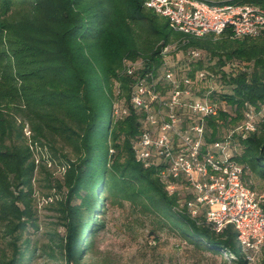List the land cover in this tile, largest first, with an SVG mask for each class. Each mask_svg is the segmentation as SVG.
<instances>
[{
    "label": "trees",
    "instance_id": "trees-1",
    "mask_svg": "<svg viewBox=\"0 0 264 264\" xmlns=\"http://www.w3.org/2000/svg\"><path fill=\"white\" fill-rule=\"evenodd\" d=\"M146 1L0 0V264L39 258L82 264L105 229L111 197L141 202L196 246L227 257L236 250L233 226L216 233L203 215L198 223L178 211V195L168 193L158 166L136 159L142 116L131 104L134 79L125 66L142 60L144 71L158 68L162 49L175 43L172 56L189 49L208 55V64L193 59L186 75L195 79L205 70L229 88L197 90H211L207 95L218 104V114L205 121L207 140L214 141L223 126L244 120L247 105L264 107V31L240 39L229 29L218 37L184 36ZM217 3L264 7V0ZM235 142L234 158L245 177L251 172L262 180L264 195V117ZM39 176L47 189L44 208L54 218L43 231ZM231 261L249 264L235 255Z\"/></svg>",
    "mask_w": 264,
    "mask_h": 264
},
{
    "label": "built area",
    "instance_id": "built-area-1",
    "mask_svg": "<svg viewBox=\"0 0 264 264\" xmlns=\"http://www.w3.org/2000/svg\"><path fill=\"white\" fill-rule=\"evenodd\" d=\"M146 5L168 18L170 26L184 36L218 37L229 29L233 38L240 39L264 31V7L258 5L212 0H147ZM176 50L177 43L164 47L158 68L144 71L142 60L125 66L134 79L131 104L142 116L141 132L133 143L136 159L145 167L158 166L168 193L178 195V211H188L198 223L203 215L216 233L233 226L246 259L254 262L264 245V195L247 185L245 168L234 158V151L237 138L256 130V110L247 105L241 123L208 141L205 121L217 115L219 107L207 95L211 90L197 96L195 89L215 76L205 70L198 71L195 79L180 76L168 61ZM187 54L194 60L202 56L197 49Z\"/></svg>",
    "mask_w": 264,
    "mask_h": 264
},
{
    "label": "rangeland",
    "instance_id": "rangeland-1",
    "mask_svg": "<svg viewBox=\"0 0 264 264\" xmlns=\"http://www.w3.org/2000/svg\"><path fill=\"white\" fill-rule=\"evenodd\" d=\"M212 1L217 3L227 0ZM175 54L177 56L168 55L169 65H173L174 68H182L178 74L186 75L190 67L189 63L193 61L192 57L181 50ZM203 57L208 64V55L203 54ZM202 87L216 89L217 92L229 91L228 86L222 83L218 76L212 82H201L196 89L197 96L201 95L197 90ZM117 102L116 107L121 105V102ZM263 117L264 107L261 111H256V122L261 121ZM238 124L223 126L221 136ZM237 145L238 143L235 142L236 147ZM49 165L51 166L50 161ZM56 174H60L59 168ZM245 180L253 185L254 190L259 194L263 193L260 188L262 180L258 176L249 172ZM35 187L43 231L51 225L49 223L54 218L52 213L44 208L46 201L43 193L47 189L43 186L40 176ZM164 223L161 217L146 209L141 202L123 197H111L108 200L105 214V229L96 238L94 253L85 257L82 264H234L231 261L234 255L242 260L246 258L239 241L236 244V250H231L232 254L227 257L220 249L213 251L205 246H196L188 241L172 223ZM263 259L264 255L261 253L254 262H249V264H263ZM32 264H47V262L43 258H39L35 259Z\"/></svg>",
    "mask_w": 264,
    "mask_h": 264
}]
</instances>
